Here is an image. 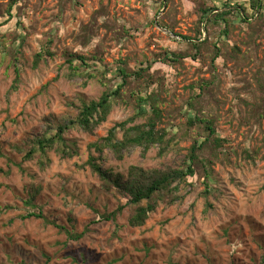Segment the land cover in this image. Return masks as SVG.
<instances>
[{
  "label": "rangeland",
  "instance_id": "rangeland-1",
  "mask_svg": "<svg viewBox=\"0 0 264 264\" xmlns=\"http://www.w3.org/2000/svg\"><path fill=\"white\" fill-rule=\"evenodd\" d=\"M220 1L0 0V264H264V0L251 24L229 16L227 36L223 23L197 21L200 7ZM48 42L53 56L36 62ZM67 51L100 57L110 85L119 62L134 71L162 52L181 56L152 67L163 83L152 88L161 126L177 132L180 151L157 157L154 149H131L119 160L105 150L104 169L126 175L130 165H183L191 136H204L199 122L187 129L194 113L211 119L222 140L199 153L189 185H181L183 198L159 201L141 227L128 226V207L114 221H95L96 211L111 212L126 199L86 163L88 144L131 117L134 101L116 103L92 134L73 129V158L50 152L44 169L37 158L22 161L28 140L53 135L76 117L73 104L105 90L96 72L66 77ZM31 188L37 194L29 204ZM31 212L44 218L27 217ZM67 231L82 235L73 239Z\"/></svg>",
  "mask_w": 264,
  "mask_h": 264
},
{
  "label": "trees",
  "instance_id": "trees-1",
  "mask_svg": "<svg viewBox=\"0 0 264 264\" xmlns=\"http://www.w3.org/2000/svg\"><path fill=\"white\" fill-rule=\"evenodd\" d=\"M11 1L10 5H15L18 2V0ZM163 1L167 0H160V6H163ZM262 1L221 0L220 2L213 3L210 7H200L197 21L199 24L204 21L217 24L223 23L225 25L221 33L227 36L228 17L235 13L239 21L251 24V19L256 18V15V19L260 17ZM11 9L10 7L8 8V18L5 19L6 21L11 17ZM209 14L211 15L208 16ZM201 36V30H198L195 41L200 40ZM203 42L202 44L190 42V45L192 48L198 49L200 45H203ZM49 45L50 42L36 54V62L53 56ZM216 50L218 51V48ZM63 56L68 67L66 77L93 78L96 72L105 90L96 100L81 102L78 105L73 104L77 110L76 117L57 125L53 135L35 137L28 140L27 145L23 148L24 156L22 161L37 158L36 160L40 168L44 169V165L49 163L48 154L50 152H55L61 159L73 158L78 153L77 142L74 139L68 138V134L73 129L92 134L95 128L106 121L112 107L116 103L134 101L135 113L131 117L124 121L116 122L104 137L88 144V159L86 163L91 172L102 181L107 189L114 188L126 199L123 205L119 204L111 212L98 213L96 211L97 218L95 221H114L124 207H128L130 212L127 217L128 226L133 228L141 227L146 223L149 215L156 211L159 201L171 204L183 198L179 194L181 185H189L187 181L188 177H192L195 174V164L201 162L199 153L210 140H212L213 145H221L222 140L214 137V134H216L215 124L211 119L200 118L195 113L193 116L186 117L187 129H192L199 122V124H202L204 136L201 137L199 133L191 136L193 142L189 147L187 159L183 161V165L181 166L166 165L145 169L139 165H130L127 168L126 175L111 169H104L100 165L99 160L105 150L111 152L119 160L123 158L124 151L131 149H139L142 155H146L149 150L154 149L157 157H165L172 151H180V137L177 132L161 126L163 122L162 110L159 108L158 97H156L155 91L152 88H160L163 83L157 79L158 77L155 78L154 72L156 70H152V67L153 63L157 61L167 65L173 64L181 56L176 53L168 54L167 52H162L158 54L154 62H146L134 71H129L123 65L125 64L123 61L119 62V66L116 67L115 72V84L111 85L109 81H106L107 76L105 72L107 68L104 64L103 66L101 65V58L97 55L85 56L67 51ZM193 57H196V55ZM217 57H219V53L214 54L213 60ZM98 66H101V68H98ZM15 68L17 78L19 70H17V67ZM86 70L89 71L88 74H85ZM138 119L144 120L137 122ZM185 135L189 134L184 132ZM18 150L23 152L20 148ZM92 152H95L96 156ZM36 194L37 191L31 188L26 203H32ZM209 207L208 205L205 206L204 213L207 212ZM31 216L44 218L40 212L27 214V217ZM51 223L53 224V222ZM60 228L64 229V227ZM67 235L70 238L78 239L82 233L75 234L67 231Z\"/></svg>",
  "mask_w": 264,
  "mask_h": 264
}]
</instances>
